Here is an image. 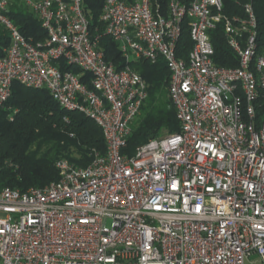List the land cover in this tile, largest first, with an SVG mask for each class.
<instances>
[{
	"label": "built area",
	"instance_id": "obj_1",
	"mask_svg": "<svg viewBox=\"0 0 264 264\" xmlns=\"http://www.w3.org/2000/svg\"><path fill=\"white\" fill-rule=\"evenodd\" d=\"M15 1L0 0L10 40L0 55V105L16 83L45 88L63 110L101 128L106 152L95 150L85 166L57 160L59 178L44 188L0 189V264L264 260V45L253 0H242V15L227 14L224 0H104L99 20L125 57L120 70L92 33L83 0H17L39 18V40L10 18ZM184 24L193 46L181 58ZM219 26L237 66L214 60ZM138 59L166 64L180 131L130 156L122 149L148 97L130 64Z\"/></svg>",
	"mask_w": 264,
	"mask_h": 264
},
{
	"label": "trees",
	"instance_id": "obj_2",
	"mask_svg": "<svg viewBox=\"0 0 264 264\" xmlns=\"http://www.w3.org/2000/svg\"><path fill=\"white\" fill-rule=\"evenodd\" d=\"M84 10L90 19L91 31L99 36V46L106 59L117 70L126 60L118 44L106 34L99 18L104 0H83ZM225 12L229 15L243 14L242 0H224ZM258 21V38L264 45V0H253ZM10 18L26 37L43 39L45 31L39 18L22 3L15 1L9 11ZM217 65L234 67L238 57L228 46L223 29L219 26L211 32ZM10 44L6 30L0 26V55ZM193 46L186 24L178 45L177 54L186 58ZM132 68L147 82L148 97L141 109V118L132 124L122 152L135 155L137 148L147 143L163 129L170 134L180 131L177 109L168 94L169 70L163 61L156 64L145 59L130 62ZM63 69H71L87 82L89 74L78 67L62 62ZM264 111L258 108V115ZM12 117V119H11ZM67 119H66V118ZM106 152V143L101 128L79 111H65L45 88H30L14 84L11 97L0 105V189L10 187L20 192L31 188H44L58 180L57 160L68 158L78 165H88L94 151Z\"/></svg>",
	"mask_w": 264,
	"mask_h": 264
},
{
	"label": "rangeland",
	"instance_id": "obj_3",
	"mask_svg": "<svg viewBox=\"0 0 264 264\" xmlns=\"http://www.w3.org/2000/svg\"><path fill=\"white\" fill-rule=\"evenodd\" d=\"M141 118V113L135 118L134 122L138 121ZM170 134V132L167 129H163L158 135V137L166 136ZM245 264H264V260L261 259L259 255H253L250 258L246 259Z\"/></svg>",
	"mask_w": 264,
	"mask_h": 264
},
{
	"label": "water",
	"instance_id": "obj_4",
	"mask_svg": "<svg viewBox=\"0 0 264 264\" xmlns=\"http://www.w3.org/2000/svg\"><path fill=\"white\" fill-rule=\"evenodd\" d=\"M153 138H155V132H154V134L151 136V139H153Z\"/></svg>",
	"mask_w": 264,
	"mask_h": 264
}]
</instances>
